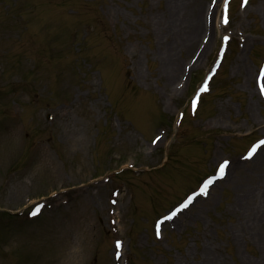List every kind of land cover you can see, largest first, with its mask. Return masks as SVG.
<instances>
[{
    "label": "rangeland",
    "instance_id": "obj_1",
    "mask_svg": "<svg viewBox=\"0 0 264 264\" xmlns=\"http://www.w3.org/2000/svg\"><path fill=\"white\" fill-rule=\"evenodd\" d=\"M183 1L0 0V264H264V163L238 183L231 168L160 238L152 230L219 160L242 162L264 136V0H234L228 27L217 0L205 62L192 66L197 39L167 81L162 22L182 3L191 16L196 2ZM223 32L224 61L192 113Z\"/></svg>",
    "mask_w": 264,
    "mask_h": 264
},
{
    "label": "bare ground",
    "instance_id": "obj_2",
    "mask_svg": "<svg viewBox=\"0 0 264 264\" xmlns=\"http://www.w3.org/2000/svg\"><path fill=\"white\" fill-rule=\"evenodd\" d=\"M183 2H187V3L196 2L197 8L194 9V12L191 16L190 15L188 16V14L185 16V13H182V9L180 8L181 6H183V3H182V4L174 6V8H172L171 10L169 17L166 18L162 22L164 26V27L162 26V33L166 32V36H169V39L167 40V42L163 43L165 46V51H166L164 54L166 63L163 66L164 67L163 72H164V75L167 81H171L175 77L176 73L178 72L180 64H179V59L177 58V53H179L183 49H188L193 44L196 45L197 44L196 42L198 39L200 42L196 50L195 60L192 64L193 66L195 64H198V63L200 64L202 62H205L208 53L210 52V50L213 48V45H214L213 28L211 25L209 26V22L206 17V14L208 13L203 14L204 5L203 7L198 6L200 4L198 3V1H195V0H184ZM183 19H185V21L183 22L184 27L182 26V22H181V20ZM259 150L260 148L257 150L256 153H258ZM263 150L264 149H262L261 151ZM256 153L254 154V156L256 155ZM254 156L250 160H245L242 162L233 161L229 163L226 169L227 173L222 180L226 179V176H228L230 168H233V167H235V170H236L235 177L228 178V182L230 183H238L239 179L237 178L241 176L242 174L241 172H243V170L249 173L250 171H256L260 169V167L264 163V156L259 157V159L255 161L252 160ZM222 180H219V181H222ZM216 182L217 181H215L211 185V187ZM211 187L209 188V190L211 189ZM194 201L192 203H194ZM244 203L247 205L246 207H249L250 202H249L248 193L245 195ZM191 205L192 204H190L189 207Z\"/></svg>",
    "mask_w": 264,
    "mask_h": 264
},
{
    "label": "snow or ice",
    "instance_id": "obj_3",
    "mask_svg": "<svg viewBox=\"0 0 264 264\" xmlns=\"http://www.w3.org/2000/svg\"><path fill=\"white\" fill-rule=\"evenodd\" d=\"M247 2V0H245V3ZM223 22L224 23H227L228 22V16H227V0H225V15L223 17ZM225 39H227V37H225ZM261 75H264V68L261 69ZM207 90V82H205L204 86L201 87L200 91L203 92V91H206ZM262 93H264V88H262ZM195 103L196 101L193 100V105L195 106ZM153 143H155V141H153ZM261 143H264V142H261ZM257 148L254 146L248 153V157H252L255 152H256ZM228 162L225 161L223 164H221L219 166V169H218V173H217V177H223L224 174H225V166ZM213 183V179H209L207 180L200 188V193L201 194H206L207 193V190H208V187L209 185H211ZM191 198H189V201L188 202H185L184 205H182V207H187V204L190 202ZM39 211V207H37V209L32 213L33 215H35L37 212ZM176 215V212H173L172 213V216ZM164 219H171V216H167L165 217ZM159 224H157V234L159 235ZM120 247V242H117V248ZM119 255V253H118Z\"/></svg>",
    "mask_w": 264,
    "mask_h": 264
}]
</instances>
